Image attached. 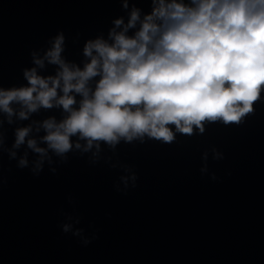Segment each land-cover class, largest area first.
I'll return each mask as SVG.
<instances>
[{"label":"water","instance_id":"95a60500","mask_svg":"<svg viewBox=\"0 0 264 264\" xmlns=\"http://www.w3.org/2000/svg\"><path fill=\"white\" fill-rule=\"evenodd\" d=\"M123 2L0 0V88L27 86L32 67L55 75L58 65L40 68L33 54L43 57L61 33L63 58L83 68L88 40L108 39L133 5L142 17L152 10V0ZM254 109L240 123L205 121L204 132L194 126L172 142L145 136L64 156L49 150L40 169L26 143L13 148L16 129L31 124L39 138V124L68 113L41 107L9 123L0 111V264H264V91Z\"/></svg>","mask_w":264,"mask_h":264},{"label":"clouds","instance_id":"9594fccd","mask_svg":"<svg viewBox=\"0 0 264 264\" xmlns=\"http://www.w3.org/2000/svg\"><path fill=\"white\" fill-rule=\"evenodd\" d=\"M141 11L133 5L127 22L113 21L108 39L88 40L84 54L90 60L83 68L63 58L61 33L43 57L33 54L40 68L45 61L58 65L55 75L32 67L24 70L27 86L0 88V111L9 123L41 107L62 106L68 113L60 121L37 122L36 131L46 133L39 138L30 137L31 124L16 129L13 148L26 143L40 154L37 169L51 160L49 150L64 156L73 148L99 150L100 141L115 147L121 138L145 136L172 142L194 126L204 132L205 121L240 123L255 110L264 91V0H152V10L143 17ZM28 163L26 152L19 165Z\"/></svg>","mask_w":264,"mask_h":264}]
</instances>
